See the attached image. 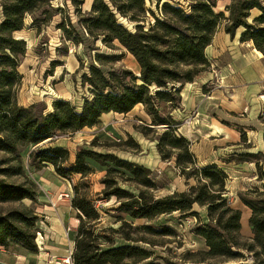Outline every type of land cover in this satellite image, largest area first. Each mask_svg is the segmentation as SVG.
<instances>
[{"label":"trees","instance_id":"obj_1","mask_svg":"<svg viewBox=\"0 0 264 264\" xmlns=\"http://www.w3.org/2000/svg\"><path fill=\"white\" fill-rule=\"evenodd\" d=\"M52 1L0 0V153L9 156L6 167L0 169V204L35 201L36 188L26 176L20 156L28 146L35 147L28 155L29 160L52 166L55 173L64 179L75 174L83 181L93 173L88 161L106 166L104 161L108 160L114 168L127 171L131 180L141 188L137 195L116 188L114 181L109 178L113 170L110 167L102 182L104 198L115 197L119 203L116 210L131 220L148 222L163 215L186 214L195 205L206 210L208 221L201 224L197 220L194 235L204 241L207 250L193 255L194 264H264V199L253 201L241 194L238 196L251 212L247 223L253 237L245 242L241 236V211L231 206L227 196V174L216 165L198 168L190 152V142L178 135L171 126L173 122L161 118L157 110L158 103L171 104L176 98L180 99L183 85L192 83L208 67L205 49L222 23H225L224 31L230 37H234L236 29L242 28L240 41L252 42L254 48L264 56L262 3L259 0H230L225 8L228 16L225 17L224 13H216L209 1H196L186 11L164 0H154L161 18H157L149 9L148 13L154 22L148 23L146 28L145 0H108L112 9L104 0H93L90 12L95 17L85 24L89 25V33H101L105 45L116 41L136 61L140 78L126 73L131 83L121 86L118 92L100 91L90 78L88 82L93 90L92 99L84 101L81 112H77L69 102L55 101L50 113L34 114V105L23 108L16 103V89L21 82L18 67L26 53V42L15 39L13 34L23 29L27 16H32L48 3L52 6ZM83 3L84 0H72L77 14L81 13ZM55 10L57 14L63 11L62 8ZM113 10L121 16V20L133 24L132 31L118 22ZM251 10H257L259 15L249 22ZM36 21L34 19L31 22L32 27ZM71 25L62 20L56 29L74 43L70 38V34L74 33ZM91 72L101 77V89L109 88L108 81L99 71L92 69ZM151 86L155 87L152 91ZM140 104L151 117L152 126L165 127L156 144L161 160L169 161L175 156V168L179 175L186 181L194 179L195 185L187 191L155 198L148 193V190L157 189L150 177L151 172L138 164L78 148L74 167L65 169L64 164L69 161L67 149L41 146L54 142L62 135H73L84 128L96 127L103 114H127ZM127 142H132L131 138ZM133 149L138 150V145L134 144ZM241 157L245 158L242 161L254 160L258 180L263 181L264 190L261 161L256 159V155ZM11 178L21 179V182H7ZM73 192L76 198L72 206L79 213V225L70 257L72 264H140L150 259L152 252L136 245L151 244L143 237H138V234L167 235L145 225H133L124 219H118L120 226L117 230L100 228L97 232L100 218L96 209L90 201L78 196L77 186L73 187ZM248 194L264 197V191L259 193L253 190L245 195ZM193 214L198 217L197 213ZM37 218L34 211L24 205L0 215V247L6 248L11 244L35 253L34 229ZM106 232L130 244L116 247L114 241L103 235ZM105 244L107 247H104ZM153 264L175 263L163 260Z\"/></svg>","mask_w":264,"mask_h":264},{"label":"rangeland","instance_id":"obj_2","mask_svg":"<svg viewBox=\"0 0 264 264\" xmlns=\"http://www.w3.org/2000/svg\"><path fill=\"white\" fill-rule=\"evenodd\" d=\"M104 1L111 7L108 0ZM196 1L199 0H164L163 2H169L171 5L188 11V7L193 3L195 4ZM203 1H209L213 4L216 13L224 14L226 13L224 1L230 3V0ZM259 1L264 6L263 0ZM65 5H68L67 7L71 10L70 12H76L75 7L71 8L69 0H53L52 6L48 3L47 6L33 13L32 16L26 17L23 29L13 34L15 39L24 40L27 45V53L21 59L18 70L23 79L16 89V103L17 106L23 108L34 105V114L42 112L43 115H46L50 113L53 110L52 104L55 101L69 102L77 112H81L84 101L92 99L93 90L88 82L90 78L95 81L100 91L111 90L118 92L121 86L131 83V78L126 73L130 72L133 76L139 73V67L134 58L116 41L105 45L102 43L103 36L100 35L101 33H89V25L85 24L95 17L90 10L85 11V13H75L73 20L70 21V15L66 12ZM59 8L63 9L61 14L56 13L55 9ZM87 8V4L85 3L83 9L86 10ZM149 9L157 18H161L160 11L155 7V1L145 0L146 21H144V24L146 28L148 23L154 22L153 17L148 13ZM113 12L115 11L113 10ZM255 15L256 12L253 11L248 21L251 22ZM227 16L228 13L225 14V17ZM120 17L116 13L118 22L123 23L128 30L132 31L133 24L126 23ZM34 19L37 21L34 27H32L30 20L33 21ZM62 20H65V24L67 25L72 24L74 33L70 34V38L74 43L62 35L60 31L56 30V27ZM36 29L38 30V34H36ZM92 69L99 71L100 75L108 81L109 88L105 90L101 89V77L92 75ZM137 84H139L138 81ZM176 87L178 88L179 85H176ZM154 88V86H151L150 91ZM261 98L262 100L264 99L263 97ZM181 101L180 97V99L176 98L171 104L158 103V114L161 118L173 122L171 126L176 129V133L187 137L192 142L190 144L194 146V117L196 114L194 108L189 110L184 117L178 120L173 119L178 115L174 113V110H181ZM246 111L244 110L240 118L246 115ZM260 116L264 117V104ZM151 122V117L140 104L127 114L112 112L103 114L99 120V124L93 129L88 130V128H84L78 132L79 134L77 133L78 135H62L55 140L57 142L54 141L55 143L52 144L44 143L41 146L42 148L62 147L67 149L69 161L64 164L65 169L74 167L75 154L78 148H84L105 155H113L121 160L138 164L151 172L150 177L157 189L148 190V193L155 198L187 191L190 186L195 185L194 179L186 181L179 175L178 170L175 168V156L169 161L161 160L156 144L165 127L152 126ZM127 132L130 134H127ZM128 138H131L132 142L126 143ZM134 144L138 145V150L133 149ZM34 149V146H28L21 152L20 156L26 176L35 185V201L24 200L22 204H0V215L18 209L21 205L34 211L38 217L34 229L36 252L29 253L20 246L11 244L6 248L0 247V249H4L10 254L29 253L35 258L40 253H43L44 257L47 256L45 264L51 258L52 264H57V262L61 263L67 257H71L79 225V213L72 206V201L76 198L73 187L77 186L78 196L90 201L99 215L100 222L97 223V232L100 228L117 230L120 226L118 219H124L133 225H145L153 231L167 234L161 235L146 232L138 234V237H143L151 244L137 243L136 245L152 252L151 258L140 264H153L155 262H162L163 260L175 264H184V262H186L185 264H194L193 255L199 251L207 250L204 241L194 235V226L197 220L201 224H206L208 221L205 209L195 205L186 214L173 213L163 215L148 222L145 220H131L130 217L116 210L119 207V203L115 197L105 199L102 195L104 189L102 182L109 167L113 169L109 174V178L114 181L115 187L137 195L138 190L141 188L137 187L131 180V176L127 171L114 168L108 160L104 161L106 166H100L95 162L88 161L89 166L93 170L91 175L83 181L79 175L75 174L69 176L68 179H64L55 173L52 166L39 165L29 160L28 155ZM192 155L194 156L193 153ZM254 155H256L258 161H264V155L261 153ZM8 159L9 156L0 153V169L6 167ZM244 159L243 157H239L236 158V161ZM230 175L231 178L227 182L230 191L228 195L229 201L231 202V206L240 210L243 215L242 217L247 220L251 212L240 202L238 196L241 194L245 199L253 201L264 199V197L252 194L245 195L253 190L259 193L263 192V181L259 182L258 188L250 187V190H247L245 188L246 184L252 185L258 180L238 172H231ZM7 182L20 183L21 179L11 178L7 179ZM244 183L246 184L242 186ZM193 213H197L198 217H194ZM75 226L77 227L74 228ZM242 230L241 236L243 240L249 242L253 237L251 230H249V227H246L244 231ZM168 231H171L172 234ZM55 235L65 237L67 242L70 241L69 248L71 250H67V246L59 244L58 247H55V245L46 246L47 242L54 243L55 239L53 236L55 237ZM103 235L114 241V246L116 247L130 244L118 239L111 232L103 233ZM54 247L56 250L53 249ZM104 247H107V244ZM52 252L53 254H51ZM44 253L48 254L45 255ZM248 262L251 263V260L249 259Z\"/></svg>","mask_w":264,"mask_h":264},{"label":"crops","instance_id":"obj_3","mask_svg":"<svg viewBox=\"0 0 264 264\" xmlns=\"http://www.w3.org/2000/svg\"><path fill=\"white\" fill-rule=\"evenodd\" d=\"M69 2L72 8V0ZM92 2L93 0H84L80 12L89 11ZM224 2L226 8L230 3ZM85 3L88 7L86 10L83 9ZM67 6L66 12L72 21L76 12H70ZM253 11L256 15L252 20L259 15L257 10H251L250 15ZM222 24L214 34L210 45L205 49L208 67L200 72L192 83L183 85L180 92L181 110H174V113L178 115L173 119L178 120L184 117L194 108L196 112L194 146L187 137L184 135L183 137L191 142L190 151L194 154L198 168L216 165L227 174L228 181L231 178V172H238L258 180L254 160L236 161V158L257 153L264 155V117L260 116L264 104V99L261 98H264V56L254 48L252 42L240 41L242 28L236 29L234 37H230L224 31L225 23L223 26ZM36 34H38L37 31ZM19 75L22 80V75ZM244 110H247L246 115L240 118ZM91 129L88 128V130ZM77 133L75 135L79 134ZM127 134L130 133L127 132ZM261 163L264 172V162ZM259 182L258 180L252 185L244 183L242 186L246 184L245 188L250 190V187L258 188ZM226 190L228 196L230 191L227 183ZM53 238L54 243L47 242L46 246L58 247L59 244L71 250L70 241L67 242L65 237L55 235ZM55 247L54 250H56ZM34 258L29 253L10 254L0 249V264H45L47 256L44 257L43 253H40ZM47 264L52 263L47 262Z\"/></svg>","mask_w":264,"mask_h":264},{"label":"built area","instance_id":"obj_4","mask_svg":"<svg viewBox=\"0 0 264 264\" xmlns=\"http://www.w3.org/2000/svg\"><path fill=\"white\" fill-rule=\"evenodd\" d=\"M38 248L40 249V247H38ZM51 259L49 261H47V262L48 263H52V260ZM57 264H72V262H71L70 257H68L67 259H64L63 261H61V263L57 262Z\"/></svg>","mask_w":264,"mask_h":264},{"label":"bare ground","instance_id":"obj_5","mask_svg":"<svg viewBox=\"0 0 264 264\" xmlns=\"http://www.w3.org/2000/svg\"><path fill=\"white\" fill-rule=\"evenodd\" d=\"M139 75V74H138ZM138 75H136V76H138ZM244 218V217H243ZM247 220H248V218H247ZM247 220H245V218H244V220L242 221V219H241V224H242V226H243V230L242 231H244L245 229H246V227H248L247 226Z\"/></svg>","mask_w":264,"mask_h":264},{"label":"water","instance_id":"obj_6","mask_svg":"<svg viewBox=\"0 0 264 264\" xmlns=\"http://www.w3.org/2000/svg\"><path fill=\"white\" fill-rule=\"evenodd\" d=\"M136 76V75H135ZM137 78H140V74L138 76H136Z\"/></svg>","mask_w":264,"mask_h":264}]
</instances>
